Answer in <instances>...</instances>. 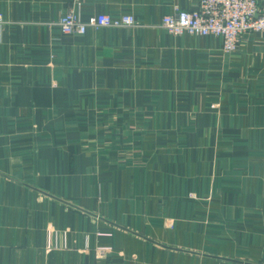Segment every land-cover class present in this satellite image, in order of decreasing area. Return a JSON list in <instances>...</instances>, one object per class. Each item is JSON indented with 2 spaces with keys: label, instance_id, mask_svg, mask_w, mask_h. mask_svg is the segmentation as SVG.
<instances>
[{
  "label": "crops",
  "instance_id": "obj_1",
  "mask_svg": "<svg viewBox=\"0 0 264 264\" xmlns=\"http://www.w3.org/2000/svg\"><path fill=\"white\" fill-rule=\"evenodd\" d=\"M197 7L0 0V264H264V33L161 27Z\"/></svg>",
  "mask_w": 264,
  "mask_h": 264
},
{
  "label": "built area",
  "instance_id": "obj_2",
  "mask_svg": "<svg viewBox=\"0 0 264 264\" xmlns=\"http://www.w3.org/2000/svg\"><path fill=\"white\" fill-rule=\"evenodd\" d=\"M196 9H177L162 18L161 27L174 36H215L223 40L227 54L238 51L244 36L264 33V12L258 0H197ZM59 26L65 35H83L89 28H129L137 26L131 14L114 17L95 14L84 20L80 13L68 11Z\"/></svg>",
  "mask_w": 264,
  "mask_h": 264
}]
</instances>
